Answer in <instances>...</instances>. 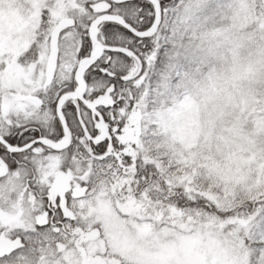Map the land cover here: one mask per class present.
Segmentation results:
<instances>
[{"label":"snow or ice","instance_id":"6c2138e0","mask_svg":"<svg viewBox=\"0 0 264 264\" xmlns=\"http://www.w3.org/2000/svg\"><path fill=\"white\" fill-rule=\"evenodd\" d=\"M241 98L264 0H0V264H264Z\"/></svg>","mask_w":264,"mask_h":264},{"label":"rangeland","instance_id":"374dc122","mask_svg":"<svg viewBox=\"0 0 264 264\" xmlns=\"http://www.w3.org/2000/svg\"><path fill=\"white\" fill-rule=\"evenodd\" d=\"M238 103L240 104L241 109L245 110L246 114L247 112L252 113V115L247 116V121H240L241 127H243L245 123H250L252 131L257 134L264 132V112H261L259 108L252 107L246 98H241ZM244 134H248L247 129H244Z\"/></svg>","mask_w":264,"mask_h":264}]
</instances>
